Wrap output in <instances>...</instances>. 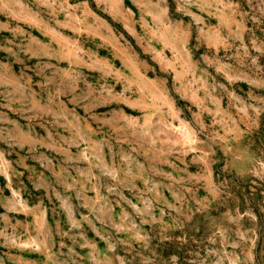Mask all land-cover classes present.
<instances>
[{"label": "rangeland", "instance_id": "374dc122", "mask_svg": "<svg viewBox=\"0 0 264 264\" xmlns=\"http://www.w3.org/2000/svg\"><path fill=\"white\" fill-rule=\"evenodd\" d=\"M9 66L0 264H264V0H0Z\"/></svg>", "mask_w": 264, "mask_h": 264}, {"label": "crops", "instance_id": "0c3cea01", "mask_svg": "<svg viewBox=\"0 0 264 264\" xmlns=\"http://www.w3.org/2000/svg\"><path fill=\"white\" fill-rule=\"evenodd\" d=\"M6 69L8 70L7 79L0 87V145H16L19 148L23 141L33 146L36 139L32 133L22 130V117L26 119L30 117L27 112L30 107H22L19 75L15 73L13 66ZM36 103H38V107H44L41 102ZM44 112L46 111L43 110L42 114ZM25 124L29 129L30 123Z\"/></svg>", "mask_w": 264, "mask_h": 264}]
</instances>
